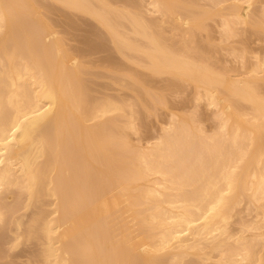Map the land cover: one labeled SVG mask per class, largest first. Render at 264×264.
<instances>
[{"label":"bare ground","instance_id":"bare-ground-1","mask_svg":"<svg viewBox=\"0 0 264 264\" xmlns=\"http://www.w3.org/2000/svg\"><path fill=\"white\" fill-rule=\"evenodd\" d=\"M211 1L212 11L195 0H0V233H13L10 250L36 239L44 264L264 261V55L221 72L227 67L204 59L196 38L211 12L221 17V43L239 35L237 25L264 32V18L250 20L259 14L248 10L255 0L220 8L226 0ZM53 3L95 20L123 58L138 54L154 73L193 82L195 99L216 110L219 131L206 132L194 116V126L176 123L172 114L165 132L135 146L141 140L134 145L127 134L137 130L133 103L91 96L84 60L47 15ZM243 202L250 218L235 219Z\"/></svg>","mask_w":264,"mask_h":264},{"label":"rangeland","instance_id":"rangeland-1","mask_svg":"<svg viewBox=\"0 0 264 264\" xmlns=\"http://www.w3.org/2000/svg\"><path fill=\"white\" fill-rule=\"evenodd\" d=\"M144 1H146V0H144ZM195 1H198L197 2L198 4L203 3L202 6H204V4H206L207 7L206 8L203 7L205 9H208L209 7H213V8L215 7L214 5L209 4V3H212L211 0L210 1L209 0H201V3H200V0H195ZM228 1H230V3ZM236 1L237 0H235V2ZM255 1H256L255 2L256 4L253 1V2H251L252 4L244 3L243 5H245L246 7L249 5L253 6V3H254L255 5L253 7H251L253 10L250 8H248V10L259 12V14H257V13L254 14V12H252L254 14V15H252L251 11H250V13H249V14H251L250 16H253V18L250 17V20L254 19V18H256V20H258L259 18L263 19L264 17L262 15V7L264 6V3H263L264 0H255ZM258 1H260V2H258ZM119 2H121V1H118V3ZM142 2H143V0H142ZM207 2H209V3H207ZM231 2L233 3L234 0L223 1V2H221V4H219L217 6V8L226 7V6L230 5ZM143 3H145V2H143ZM260 3H263V4H260ZM208 4H209V7H208ZM210 5H212V6H210ZM53 7H54V9H53L54 12L52 10L53 13L50 11L47 13V15H49L48 17L50 20L54 19V21H52V22H54L53 24L56 25L54 27H56L58 31L60 30L59 32H57L58 35L62 34V33L64 34L63 36L62 35H59V36L62 38L65 37V40L64 39L63 40H64V42L67 41V43L65 42L66 46H68V48L70 45L73 46L72 50H73V48H74V50L76 48V52L73 51V53H75L78 56V57L77 56L76 57L79 58V60H80V58L84 60V62H85L84 66H85V68H87V70L90 73H88V71L86 72V69H85L84 74L87 75V73H88V76H86V75H83V76L85 77V79L87 77V79H86L87 81H90V79H91L92 83H93V84L91 83L93 85V86H91V84H89V82H88V85L90 86V93L92 94L91 96L93 98L96 97L97 98L96 100H98L99 98H101L99 100H102V99H105L107 97H112L115 100L124 99L126 102H129V103L131 102L130 105L133 103L132 110L136 109L135 111L137 112V113L135 112L136 115L133 112L134 113L133 119L136 120V123H137L136 125H134L133 128H136L138 130V132H136L137 131L136 129H135L136 131H133L134 129L132 131H130L131 134L127 131L126 132H127L128 136H130L129 137L130 140L133 138V140H131V142L134 145H135L136 141L141 140L140 143L142 145L139 142H138L139 144L136 142L137 144L135 146H137V147L143 146V143H144V145L145 144L149 145L148 141L155 139L156 136H159L162 134V132H165L162 129L165 128L166 123H168L169 119L171 121L170 115H172V114H174L175 116L177 115L178 118H182V119H178L176 117L178 119V120L175 119L176 123H178L180 121L182 123H186L189 127L194 126L193 123L192 124L190 123V120L188 121V118L190 119V118H192V116H194L193 119H195V121L197 119V120H199L198 121L199 123L201 122L200 124H198V123H196L197 121L195 122L194 120L191 119V122L194 121L196 126L203 124L204 126L203 125H201V126L205 127V130H206V132L208 131V133H214L216 131H219V127H218L219 124L217 125V123H218L220 118L218 116L215 117V115H217L215 112L216 110L213 108L211 109V107H210V110H208L209 106L206 105L207 100L198 101L197 99H195V96H197V93L195 91L196 88H195V84L193 82L187 81V83H186V81L183 82L184 80L182 82H178L181 80H179L178 78H177L178 80L176 78H175V80H173L172 75H168V74L158 75V73L157 74L154 73L153 71H151L150 69H148L147 67H145L143 65L145 68H147V69H145L142 65H140V64H142V63H140L141 61L138 62L140 60L137 57L138 54H134L132 52L129 53L131 55L130 57L133 60L132 62H130L129 61L130 57H128V55H125L124 56L125 58H123V56H121L122 53L120 54L119 51L117 52V49H114L115 48L114 43L111 42V40L109 39V35H108L107 30L105 28H104L105 29L104 30L103 27L101 25H99L95 20H93L92 18H90L88 16L82 15V14L74 12V11H73L74 13H72L71 10L69 11L68 9H65L61 6L58 7V5L54 4V3H53ZM55 9H57V10H55ZM209 9L211 10V8H209ZM260 9H261V11H260ZM223 11H224V8H223ZM215 15L216 16L213 17L212 12L209 13V15H207L209 17H212V19H209L206 16L207 19H209V20L207 21V23H205V25L207 26L205 28H208V26H210L208 28L210 30L207 29L206 31H204L203 30L204 28H202L201 31H203L202 32L203 34L198 33V31L197 32L195 31L196 35L197 34L198 35L200 34L199 36L203 35L202 38L198 37V35L196 37L197 40L199 38L198 43H199V46H201L199 50L201 51V49H202V51H203L205 49L204 51L206 52V54H204L205 53L204 51H203V53H201L202 51L200 53H201V55L204 54V55H202L203 57H205V56L210 57V58L205 57L204 59H211V60H207L208 62L210 61L209 63L211 65L214 66L216 64L215 66L218 68H220L221 65H222V67L223 66L227 67L226 70H225V68H224V70H223V68L222 69L220 68L221 72L222 71L226 72V71H228V69L230 70V66H231V69H233L232 73H235V72H238L239 70L240 71L243 70V68H240V67H242L244 61L246 62V66H248V64L250 65L251 63L255 62V60H253V59H255V57L252 58L255 53H257L258 55H261V54L264 55V32L262 31V29H259L261 31H259L257 29L259 33H258V35H256L257 30H255L256 32L255 31L253 32L254 29H251V31H250L251 23H247L249 25L245 24L247 27L243 24H242L243 26L240 24V26H242V27H239V25L236 26V31L238 30L237 33L239 35H237L235 38L233 36H232L233 38H228L227 39L228 41L225 39L226 41L223 42L224 38H223V36H220V34H219V33H222V30L219 29L221 27V25L219 26V24H221V20H220L221 17H219L220 16L219 14H215ZM255 15H257V17ZM258 15H260V16H258ZM68 16L71 17V18H69L70 19L69 21L72 23H70L68 21V19L66 18ZM71 20H73V21H71ZM68 22L70 25L68 24ZM205 22H206V20H205ZM169 26L170 25H168L166 27V28H168L167 30H170V27H172V25L170 27ZM243 27L245 28L243 30L244 32L242 31ZM240 29H241V32H240ZM167 30H166V32H168L167 33V35H168L170 31H167ZM220 30H221V32H220ZM105 31L107 33H105ZM172 31L173 30H171V32ZM207 31H210V33L208 34ZM248 31H249V33H248ZM171 32H170V35L173 34V32L172 33ZM199 32H200V30H199ZM178 33H179V31H178ZM253 33H255V34H253ZM107 35H108V37H107ZM170 35H168V36H170ZM207 35L209 37L208 39H206ZM177 37L179 38L180 34H177L176 38ZM200 38H201V40H200ZM204 38H205V40H203ZM210 38L211 39L213 38V39L211 40ZM220 38L223 39L222 40L223 43L228 42V44L230 46L228 44L224 45L223 43H221ZM100 39H101L100 42L101 43L103 42V44H101L99 42ZM219 39H220V41H219ZM206 40L208 42H206ZM97 41H98V43H97ZM104 41H105L106 46L104 45ZM209 41L210 42L215 41L214 43L217 47L213 43H211L212 45H210ZM245 42H247V43H245ZM202 43H204V44L207 43V44L204 45ZM208 43H209V47L207 46ZM111 44H113V45H111ZM192 44L195 45L194 43H192ZM222 44L224 45L223 46L224 49L222 47ZM99 45H101V46H99ZM232 45L236 46V51L239 52L240 57L238 56V52L233 51V49H232V52H235L234 53L235 55L231 52L229 53V51H231V48H234V47H231ZM211 46H213V47L211 48ZM225 46H229L228 49ZM214 47H216V48H214ZM219 47H221V48L218 49ZM244 47L247 48V50L248 49H250V51L252 49L253 50L251 52L248 50V52H247V50H245ZM206 49H208L209 52ZM77 50H79V53H77L78 52ZM222 50H224L225 53L222 52ZM212 51H213V53H212ZM245 51L247 52V54H246L247 56H245V59H241V55H243V53ZM258 52L261 54H259ZM249 53H251V54H249ZM78 54H80L82 57L79 56ZM216 54L218 55V57H215V56H217ZM209 55H211V56H209ZM249 55H250V57H249ZM231 56H232V58H231ZM222 57H223V59H222ZM126 58H128V59H126ZM224 58L225 59L228 58L231 61H229L228 59L225 60ZM247 58L250 59L249 60L250 63H248ZM223 60H224V62H222ZM251 60H253V61H251ZM215 61H217V62H215ZM233 61H235V62H233ZM236 61H237V63L240 62V65L241 64L242 65L240 66L239 64L236 63ZM84 62L82 61L83 64H84ZM211 62H214V63L212 64ZM219 62H221V65H219ZM223 63H225V64H223ZM225 65H227V66H225ZM236 66H238V68ZM218 68H215V69L219 70ZM234 69H235V72H234ZM236 70H238V71H236ZM231 71L226 72V73H231ZM126 73H128L129 75ZM137 73H139L138 75L141 78L142 83L145 85V86H143V84L141 83L140 85H142V86L138 85V86H140V88L136 87L137 83H136L135 79L138 77ZM130 75H131V77H130ZM88 78H89V80H88ZM130 79L132 81H135V83H132V81H130ZM175 82H178V83H175ZM125 83H127V84L129 83L128 88H130V87L131 88L128 89L126 87L127 84L125 85ZM188 83H190V84H188ZM131 84H132V86H129ZM180 85H181V87H179ZM171 86H174V87H171ZM182 86H183V88H182ZM135 87L138 90L135 89ZM178 87H179V90L177 89ZM94 88L96 91L94 90ZM139 89L142 90V93H144V96L142 95V93H139V91H140ZM136 90H137V94H136ZM91 91H95V92H91ZM147 91H148V93H146ZM96 93H98L99 95L98 94L96 95ZM107 94H108V96H107ZM121 95H122V98H121ZM146 95H148V96H146ZM160 95L162 97H160ZM118 96H119V99L117 98ZM153 96H154V99H152ZM155 96L157 99L156 101H155ZM125 97H127V98H125ZM145 97L146 98L148 97L151 100V102H150V100H147L148 98L146 99ZM132 98H134V99L132 100ZM127 99L128 100L131 99L132 101L131 100L127 101ZM136 99H137V102L134 101ZM146 100L149 102H147ZM134 102L137 104L134 105ZM139 102H141V103H139ZM198 102H200V103H198ZM147 103H150L149 107H148ZM151 104H153L154 106L156 104V107L152 106ZM247 104H245L244 106L247 107L248 106ZM127 108H129V107H127ZM126 111L129 112V109ZM130 112H131V109H130ZM196 117H198V118H196ZM122 121H123V118H122ZM203 121H204V123H203ZM162 123L164 124V126H163L164 128L162 127V125H163ZM169 131H171V130H169ZM160 132H161V134H159ZM52 200H53L52 197H45L44 198V202L46 204ZM243 204H245V202H243L242 205L239 207L240 213H239V215L235 216V219L236 218L238 219L239 218L238 216L245 217V219L250 218L249 217L250 215L248 216V215L244 214V212H243V214H241L242 213L241 211H244L247 208L246 207L244 209L246 204L244 206H243ZM44 207H49V206L44 205ZM28 211H24V209L22 211V209H21L20 210L21 213L19 211H18L19 213L18 212L17 213H18V215L23 214V215L27 216L28 214L31 213L32 209H30ZM17 213H15L16 216H17ZM246 213L249 214L248 209H247ZM232 225H233L232 226L233 228L239 226V224L236 222L233 223ZM10 232L11 231L6 232L4 234L0 233V244H1L0 245V264H44L40 261V258L37 256L38 251H39L38 248L40 249V246H37L38 242L36 239H30L31 243L29 242V240L28 241L23 240L21 245L10 250L11 243L9 241L12 238V236L8 238V236L11 235V234H9ZM12 235H13V233H12ZM33 240H35L36 243ZM6 245L8 246V248ZM38 245H40V243ZM262 249H264V247ZM262 249H260L259 251L262 254V256H264V250L262 251ZM4 250H6V251H4ZM24 250H25V252H24ZM11 251H13V252H11ZM6 254H8V255H6ZM188 259H192V260H188ZM186 260H188L189 262ZM186 260L184 259V262L182 261L180 264H199V263L201 264V262H199V260H197L195 257H188V258H186ZM193 260H194V262H192ZM195 260H196V263H195ZM263 260H264V258H263ZM261 264H264V261H262Z\"/></svg>","mask_w":264,"mask_h":264}]
</instances>
